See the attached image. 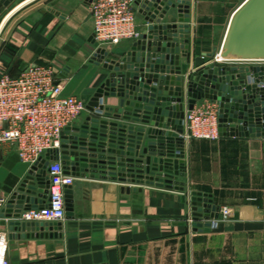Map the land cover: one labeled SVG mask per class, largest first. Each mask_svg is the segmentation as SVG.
<instances>
[{
    "label": "crops",
    "instance_id": "0c3cea01",
    "mask_svg": "<svg viewBox=\"0 0 264 264\" xmlns=\"http://www.w3.org/2000/svg\"><path fill=\"white\" fill-rule=\"evenodd\" d=\"M190 1V48L180 60L184 76L217 64L208 53L220 49L236 9L227 7L231 0ZM92 2L13 0L0 15V24L10 17L0 33V75L18 76L30 64H51L59 71L63 95H75L87 106L110 73L92 60L102 46L95 41ZM140 9L138 1L141 32ZM207 27L212 34L205 33ZM134 40L104 50L120 59ZM187 100L184 92L186 112ZM114 103L105 98V105ZM206 103L219 107L209 99L196 105ZM88 115L85 109L78 125ZM185 142V177H178L183 190L74 175L75 215L61 221L57 236H48L53 231L22 236L11 231L12 220L2 211L0 230L9 234V264H264V138L220 135ZM28 173L29 165L14 146L0 148V196L11 197ZM193 192L211 195L220 208L231 209V216L223 220L219 215L216 227L196 226Z\"/></svg>",
    "mask_w": 264,
    "mask_h": 264
},
{
    "label": "water",
    "instance_id": "95a60500",
    "mask_svg": "<svg viewBox=\"0 0 264 264\" xmlns=\"http://www.w3.org/2000/svg\"><path fill=\"white\" fill-rule=\"evenodd\" d=\"M12 1H0V15ZM138 1L145 28L120 59L104 49L93 56L110 73L86 106L91 115L66 128L61 147L50 150L35 166L38 172L31 171L9 197L3 213L12 220L11 231L22 236L53 231L48 236H57L62 229V222L21 220L24 211L46 204L47 167L55 160L78 177H111L183 190L185 183L178 177H185L184 92L187 110L203 99L218 102L220 135L264 138V63H260L264 62V0H244L232 14L220 49L208 53L254 63L205 65L187 76L180 60L189 51L190 0ZM110 97L114 105H105ZM65 201L66 217L72 219L73 186L66 188ZM192 205L198 227L210 228L209 220L219 217L220 206L209 194L193 192Z\"/></svg>",
    "mask_w": 264,
    "mask_h": 264
},
{
    "label": "built area",
    "instance_id": "2783aa9c",
    "mask_svg": "<svg viewBox=\"0 0 264 264\" xmlns=\"http://www.w3.org/2000/svg\"><path fill=\"white\" fill-rule=\"evenodd\" d=\"M136 2L93 0L91 14L96 43L118 45L124 40L138 38ZM63 89L59 71L51 64H30L18 76L0 75V148L14 146L20 160L29 165V173H37L35 166H39L50 150L61 147L62 133L76 125L86 109L83 100L75 95L64 96ZM185 123L188 128L186 138L215 140L220 137L219 108L215 103L196 105L186 112ZM47 176L50 185L46 204L24 211L22 221L65 220V190L73 186L75 176L67 172L61 160L50 162ZM8 199L0 196V213ZM231 214L229 207L220 208L221 219H228ZM217 220L211 222V227L217 226ZM9 243L8 232L0 230V264H9Z\"/></svg>",
    "mask_w": 264,
    "mask_h": 264
},
{
    "label": "rangeland",
    "instance_id": "374dc122",
    "mask_svg": "<svg viewBox=\"0 0 264 264\" xmlns=\"http://www.w3.org/2000/svg\"><path fill=\"white\" fill-rule=\"evenodd\" d=\"M232 1V3L230 4V5H227V7L231 10V9H233L234 7H236V9L240 6V3L241 2H243L244 0H231ZM137 2H138V0H137ZM136 2V3H137ZM191 2V1H190ZM238 6V7H237ZM235 9V10H236ZM234 10V11H235ZM233 11V12H234ZM233 14V13H232ZM231 17H232V15H231ZM189 19H190V21L188 22L189 23V26L191 27V25H190V22H191V13H190V9H189ZM231 19V18H230ZM229 22H230V20H229ZM229 22H228V25H229ZM228 25H227V27H226V30H225V35H226V32H227V29H228ZM205 33H207V34H212V29H210V28H206L205 29ZM209 35L208 36H206L205 38H207V40H208V37H209ZM225 38V37H224ZM189 41H188V45H189V48H190V33H189ZM206 43H209V41H206ZM209 45V44H208ZM113 46H116V45H102V46H100V47H98V49H106V50H108V47H113ZM214 59V58H213ZM215 62H217V64H222V65H233V64H236L237 62L238 63H241V62H245V63H249V62H252V61H245V60H230V61H228V60H224L223 58H221L220 57V55L218 56L217 55V57H216V59H215ZM256 62V61H255ZM203 68V67H202ZM201 69V68H200ZM199 69H196L195 71H193V72H191V73H193V74H195L197 71H198ZM219 108V107H218ZM188 111H190V110H188ZM184 128H185V133L183 134V137L185 138V141H186V134H187V131H188V128H187V125H186V123H185V120H184ZM193 137H191V139H192ZM197 139H200V138H197ZM186 143V142H185ZM220 212V211H219ZM216 219H218V218H216ZM223 220H224V218H222ZM213 220H215V218H213V219H211V220H209V222H212ZM211 227V226H210ZM202 228H204V226H202ZM206 228V227H205Z\"/></svg>",
    "mask_w": 264,
    "mask_h": 264
},
{
    "label": "bare ground",
    "instance_id": "6f19581e",
    "mask_svg": "<svg viewBox=\"0 0 264 264\" xmlns=\"http://www.w3.org/2000/svg\"><path fill=\"white\" fill-rule=\"evenodd\" d=\"M9 16H7L5 19L2 20L1 24H0V33L3 30L4 26L6 25L7 21L9 20Z\"/></svg>",
    "mask_w": 264,
    "mask_h": 264
}]
</instances>
